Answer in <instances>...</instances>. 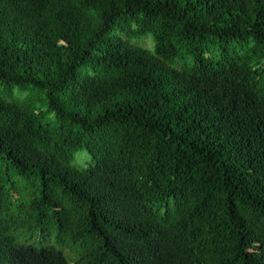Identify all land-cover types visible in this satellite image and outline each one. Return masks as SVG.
I'll list each match as a JSON object with an SVG mask.
<instances>
[{
	"label": "trees",
	"instance_id": "16d2710c",
	"mask_svg": "<svg viewBox=\"0 0 264 264\" xmlns=\"http://www.w3.org/2000/svg\"><path fill=\"white\" fill-rule=\"evenodd\" d=\"M0 264H264V0H0Z\"/></svg>",
	"mask_w": 264,
	"mask_h": 264
},
{
	"label": "rangeland",
	"instance_id": "374dc122",
	"mask_svg": "<svg viewBox=\"0 0 264 264\" xmlns=\"http://www.w3.org/2000/svg\"><path fill=\"white\" fill-rule=\"evenodd\" d=\"M116 34H118L119 36H121L124 39H127L128 41H130L131 43L137 44V45H141L143 47H147L150 49L154 48V44H155V39L152 33H147L145 35H128L125 30L124 31H116L114 32ZM86 154L85 151L82 152H78L76 154L77 159H76V164L78 165H82L84 162V158L80 155V154Z\"/></svg>",
	"mask_w": 264,
	"mask_h": 264
}]
</instances>
